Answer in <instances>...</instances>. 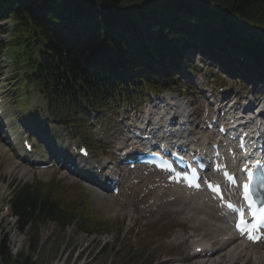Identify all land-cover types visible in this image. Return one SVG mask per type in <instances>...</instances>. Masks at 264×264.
<instances>
[{"label": "trees", "instance_id": "trees-1", "mask_svg": "<svg viewBox=\"0 0 264 264\" xmlns=\"http://www.w3.org/2000/svg\"><path fill=\"white\" fill-rule=\"evenodd\" d=\"M161 2L173 3L168 17L158 15ZM0 11L13 18L8 45L14 63L36 67L47 97L66 105L97 107L112 94L136 95L143 85L155 86L151 66L164 57L172 66L177 44H187L184 38L194 39L222 64L230 62L226 47L256 58L264 50L263 39L242 28L264 32V0H0ZM211 19L218 26L210 25ZM10 208L18 229H29L33 248L39 226L47 221L59 229L74 224L85 233L108 228L83 198L52 183L17 187ZM0 264L37 263L22 251L14 254L4 237Z\"/></svg>", "mask_w": 264, "mask_h": 264}, {"label": "rangeland", "instance_id": "rangeland-1", "mask_svg": "<svg viewBox=\"0 0 264 264\" xmlns=\"http://www.w3.org/2000/svg\"><path fill=\"white\" fill-rule=\"evenodd\" d=\"M4 22L5 20H0V24ZM2 29H5V25H2ZM193 56L196 57L197 53L195 52ZM197 57L199 60V56ZM201 59L204 57L202 56ZM198 60L197 65L199 64ZM179 65L180 68H185L186 64L181 61ZM207 65H212L214 77L211 78L208 75V77L203 78L196 77L193 83L187 85L189 88L187 97L196 104L195 113L200 112L201 109V107L197 108L196 106L204 104L200 97L203 96L205 87H211L218 93L217 98L224 96L223 93L217 91L219 84L216 81H220V79L228 84L227 87H235V99L244 100L245 91L247 94L249 93V85L240 86L235 81L223 76L215 63L204 64L199 67L201 70L197 69L196 72L201 76L209 72V67L206 70ZM0 78H2L1 69ZM3 86L8 89L7 98L4 99L6 113L12 115L14 119H20L18 117L19 111L23 116L29 115L32 110L30 104L21 99L16 102L12 98L14 86L11 88L9 83H4ZM260 88L264 91V84H261L257 90ZM169 93L167 92V94ZM183 93L185 92L181 91V94ZM120 111L112 108L106 112V115L97 120L94 117L90 119L87 117V120L91 121L90 128L83 130L87 126L84 125L82 129L73 130V132H77L78 136H87V139L92 142H95L94 138H98L99 135H105V143L99 147L97 152L99 153L104 149V153L109 154L107 153L108 149H113L119 139L117 119ZM191 113L195 117L194 110ZM195 119H200L199 113ZM94 120L96 127H92L94 131H91ZM109 120L114 121L113 125L112 122L108 123ZM5 143L6 141L0 133V147ZM9 158H13L18 164L23 165L17 161L13 149L10 148L9 152L0 151V200L3 199V202H7L17 184L27 181L31 183L54 181L61 185L77 188L76 190L83 193L86 198L85 202L94 209L96 214L112 223L109 224L111 231L108 233L86 235L78 232L73 225L64 230H59L54 223L47 222L39 226L40 243L34 249L30 245L29 235L19 234L15 227V220L7 215L6 202L3 205L0 203V235H6L10 245L15 250L25 251L38 264H192L193 262L198 264V262H205L206 259H201L202 255L196 258L191 257L195 239H201L208 245L218 240L215 237L218 234L215 231V220L212 219L214 223L210 224L209 220L211 219L208 220L205 217L207 211L200 209L193 198L178 196L181 193L176 189L165 190L160 195L158 187L151 189L146 187L147 179L139 180L137 178L135 180L137 183L128 179L123 183L118 197L110 198L109 195H105L104 198L103 196L100 197L99 192L87 186L83 181L55 168L37 169L30 167L32 177L23 181L18 175H12L7 171ZM153 177L150 176L151 179ZM1 185L7 191H2ZM211 212H213L212 209ZM212 216L211 214L210 218H213ZM106 223L108 224L107 221ZM224 252L226 253V251ZM218 256L211 257L217 258ZM242 260H244V256H241V259L239 258L238 262L235 263L242 264Z\"/></svg>", "mask_w": 264, "mask_h": 264}, {"label": "bare ground", "instance_id": "bare-ground-1", "mask_svg": "<svg viewBox=\"0 0 264 264\" xmlns=\"http://www.w3.org/2000/svg\"><path fill=\"white\" fill-rule=\"evenodd\" d=\"M0 118H2V117H0ZM156 125H157V123L156 124L153 123V126H156ZM7 133H8L7 135H9L11 137L12 143H13V141H18L17 139L20 140L21 138H23L22 133H20V132H18L16 134V136H14L12 134V131L8 129ZM44 138H46V137L44 136ZM9 150H10V148L7 147V144L1 145V147H0L1 152H9ZM33 159L37 160L38 158L34 157ZM7 171H9V173L12 175L13 174L18 175L19 177H21L23 179L31 177V175H32V173H31L32 171L30 169L23 167L22 165L18 164L16 162V160H13V158H11V159L9 158V165H8ZM80 175H82V173ZM90 179L97 181L99 178L96 174V176H93ZM155 184H156L155 181L154 182L150 181V182H148V187H152ZM1 189H2V191L6 190V189L4 190L3 185H1ZM100 197H102V196H100ZM185 197L186 196L183 195V198H185ZM181 198H182V195H181ZM195 202L197 203L196 204L197 206L201 205L200 209L202 208V210L204 209V211L206 209H211V208H209L210 207L209 206L210 205L209 200L205 197L204 194H201V193L198 194L196 196ZM214 212H215V215L213 212L211 213V212L207 211L205 213V217H207L208 220L211 219V220H209L210 224H213L215 222V225H216L215 231L218 232V234H216L215 237L218 238V241L220 240L221 244H224L225 247L232 244V248H230V250L226 251V253H224L220 257L211 258V259L209 258L205 262H200V263L198 262V264H236L235 262H238L239 258L241 259V256H244V260H242V264H264V246H260L262 244L250 245V244L244 243V242L236 243L234 239L232 240L231 232H230L231 229H230V226L228 225V220H226L227 218L221 213L220 209L215 208ZM210 213L213 215L212 216L213 218H210V215H211ZM208 214H209V216H207ZM212 219H214L215 221L213 222ZM208 220H206V221H208ZM200 245H196V247L200 246ZM190 261H191V259H190ZM192 264H194V262Z\"/></svg>", "mask_w": 264, "mask_h": 264}, {"label": "snow or ice", "instance_id": "snow-or-ice-1", "mask_svg": "<svg viewBox=\"0 0 264 264\" xmlns=\"http://www.w3.org/2000/svg\"><path fill=\"white\" fill-rule=\"evenodd\" d=\"M245 189H246V191H247V186H245ZM242 231H243V229H241ZM250 238H254V237H250Z\"/></svg>", "mask_w": 264, "mask_h": 264}]
</instances>
